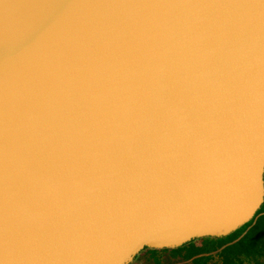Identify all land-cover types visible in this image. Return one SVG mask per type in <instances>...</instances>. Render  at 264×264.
I'll return each instance as SVG.
<instances>
[{"label": "water", "instance_id": "95a60500", "mask_svg": "<svg viewBox=\"0 0 264 264\" xmlns=\"http://www.w3.org/2000/svg\"><path fill=\"white\" fill-rule=\"evenodd\" d=\"M264 202V0H0V264H131Z\"/></svg>", "mask_w": 264, "mask_h": 264}, {"label": "trees", "instance_id": "16d2710c", "mask_svg": "<svg viewBox=\"0 0 264 264\" xmlns=\"http://www.w3.org/2000/svg\"><path fill=\"white\" fill-rule=\"evenodd\" d=\"M263 206L264 202L262 203L260 209L257 211L256 215L260 212ZM254 218L255 216L242 227L223 237H202L192 239L189 242L176 248L151 249L145 247L141 251V253L145 251L155 256L157 253L163 254L168 252L170 253V255H174V257L180 255L182 256L181 258L190 260L189 264H212L210 262L213 256L212 253L216 251L217 254L222 257L223 264H232L233 260H236L237 255H239L240 253H252V246H246L240 249L238 246V242L232 243L231 240L238 237L246 228L249 227L242 237L248 238V235L252 233L257 226V222L254 221ZM138 256L139 255L135 256L133 262L136 261ZM158 262V264H160L159 260Z\"/></svg>", "mask_w": 264, "mask_h": 264}, {"label": "rangeland", "instance_id": "374dc122", "mask_svg": "<svg viewBox=\"0 0 264 264\" xmlns=\"http://www.w3.org/2000/svg\"><path fill=\"white\" fill-rule=\"evenodd\" d=\"M255 222H257L256 229L248 235V238H242L246 233V228L238 237L231 240L232 243H237L239 248L246 246H252V253L245 254L240 253L237 255V259L233 260L232 264H264V206L260 212L255 215ZM254 243V244H253ZM141 253V252H140ZM138 258L132 264H189L190 260L181 258L182 256L170 255V253H157L153 256L149 252H142L138 254ZM212 264H223L222 257L217 254L216 251L212 253Z\"/></svg>", "mask_w": 264, "mask_h": 264}]
</instances>
